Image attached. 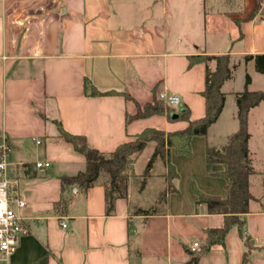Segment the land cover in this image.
Instances as JSON below:
<instances>
[{
    "label": "crops",
    "instance_id": "crops-1",
    "mask_svg": "<svg viewBox=\"0 0 264 264\" xmlns=\"http://www.w3.org/2000/svg\"><path fill=\"white\" fill-rule=\"evenodd\" d=\"M260 54L264 0H0V143L11 148L9 175L19 180L11 196L26 203L12 207L29 230L11 264H192L195 256L199 264H264V102L248 121L254 199L242 216L245 238L233 227L224 246L192 251L208 230L224 226L194 188L228 196L225 166L208 163L207 152L221 153L239 130L237 95L264 91V73L244 59ZM221 55L238 65L222 88L223 112L206 136L192 138L191 156L168 151L178 178H169L160 157L148 169L155 150L148 143L124 173L125 195L111 213L108 174L89 189L63 184L87 163L58 124L106 155L147 129L184 130L188 123L170 121L169 113L127 119L162 96L179 97L168 105L173 117L189 111L192 120L203 118L206 64L191 59Z\"/></svg>",
    "mask_w": 264,
    "mask_h": 264
},
{
    "label": "trees",
    "instance_id": "trees-1",
    "mask_svg": "<svg viewBox=\"0 0 264 264\" xmlns=\"http://www.w3.org/2000/svg\"><path fill=\"white\" fill-rule=\"evenodd\" d=\"M245 62L254 61L258 73H264V54L246 56ZM214 62L212 68L210 63ZM194 63L206 64V86L202 93L206 100V114L203 118L192 120L189 111L180 113L173 117L170 107L160 97H155L152 103L144 106L138 105L137 113L128 117L127 121L135 119L148 118L154 115H164L169 113L170 121H184L188 127L184 130L172 133H165L156 129H147L136 137L137 141L123 144L117 150L109 155L103 154L96 149L91 148L84 137L71 135L66 132L61 124H58L60 134L76 151L81 153L87 163L86 170L74 177H64V185H78L83 189H89L97 181L101 173H106L111 177V186L108 192V213L114 208V202L117 198L123 197L128 183V176L124 173L129 166L134 163L133 156H138L148 143L155 144L154 153L148 163V169L152 168L157 158H162L169 169V178L171 180L178 178L175 168L171 165L167 155L171 148H175L177 154L191 156V140L195 136H206L210 127L216 123L223 112L226 96L222 88L228 80H231L234 71L238 65L233 63L230 55L221 56H196L192 57L191 65ZM251 83V77L246 75V87ZM109 94V93H108ZM93 96L103 95L93 89ZM128 99L130 97L126 95ZM264 102V91L249 92L245 90L237 95L239 130L229 137L221 153L208 149L207 162L221 163L225 166V171L220 174L226 182L228 196L226 199L213 197L200 192L194 188L199 198L198 203L205 204L208 213L212 215H222L225 218L224 226L220 229H210L206 232V239L199 248V253H207L212 246L225 245L227 234L233 227H237L241 235L245 238L243 232L244 221L242 216L249 212V204L254 199L250 192V176L253 173V167L250 160L248 130L249 114L253 108L258 107ZM171 191V186L169 188ZM177 191L173 189L172 192ZM167 193L162 195L165 199ZM138 214L150 215V211L138 210ZM246 247L248 252L244 254V263L247 262L249 251L251 250L249 242ZM192 264H199V258H192Z\"/></svg>",
    "mask_w": 264,
    "mask_h": 264
},
{
    "label": "built area",
    "instance_id": "built-area-1",
    "mask_svg": "<svg viewBox=\"0 0 264 264\" xmlns=\"http://www.w3.org/2000/svg\"><path fill=\"white\" fill-rule=\"evenodd\" d=\"M167 105H178L180 99L177 96H162ZM40 144V141H36ZM11 148L6 142L0 143V264H11L20 240L28 235L29 230L22 224V217L12 207L16 204L18 208L26 207L22 199L12 198V193L19 186V180L9 175V155ZM48 163H37L38 168L48 167ZM67 225H63L66 228ZM200 245L194 243L192 251L196 252Z\"/></svg>",
    "mask_w": 264,
    "mask_h": 264
},
{
    "label": "rangeland",
    "instance_id": "rangeland-1",
    "mask_svg": "<svg viewBox=\"0 0 264 264\" xmlns=\"http://www.w3.org/2000/svg\"><path fill=\"white\" fill-rule=\"evenodd\" d=\"M260 114V113H259ZM134 141H137L136 139L131 141V142H134ZM155 145V144H154ZM149 150H147L144 154H143V157L146 156L148 154ZM137 156H133L132 159H135ZM132 167V164L129 166L128 170L131 169ZM124 175H127V174H124ZM128 176V175H127Z\"/></svg>",
    "mask_w": 264,
    "mask_h": 264
}]
</instances>
